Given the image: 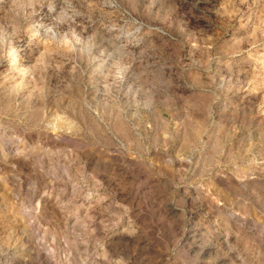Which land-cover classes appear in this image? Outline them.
Returning a JSON list of instances; mask_svg holds the SVG:
<instances>
[{
    "label": "rangeland",
    "instance_id": "1",
    "mask_svg": "<svg viewBox=\"0 0 264 264\" xmlns=\"http://www.w3.org/2000/svg\"><path fill=\"white\" fill-rule=\"evenodd\" d=\"M0 264H264V0H0Z\"/></svg>",
    "mask_w": 264,
    "mask_h": 264
}]
</instances>
